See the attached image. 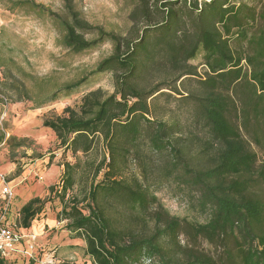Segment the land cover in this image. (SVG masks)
<instances>
[{"label": "trees", "instance_id": "obj_1", "mask_svg": "<svg viewBox=\"0 0 264 264\" xmlns=\"http://www.w3.org/2000/svg\"><path fill=\"white\" fill-rule=\"evenodd\" d=\"M61 1L62 14L33 0L10 4L50 17L73 54L110 43L112 53L91 74H113L114 91H90L77 110L66 107L42 123L63 158L73 159L63 161L59 183L49 187L61 205L58 222L84 242L92 264H264V197L254 190L264 184V162L255 153L264 152V3L128 0L130 27L120 35L89 24L73 0ZM200 55L202 75L191 64ZM192 80L199 91L189 89ZM170 93L190 106L182 119L157 113L158 100ZM171 181L194 192L204 223L173 217L159 203L155 189ZM44 204L32 198L19 209L21 232ZM117 209L127 212L124 228L111 215ZM183 230L192 242L218 245L222 260L192 248L175 257Z\"/></svg>", "mask_w": 264, "mask_h": 264}, {"label": "rangeland", "instance_id": "obj_2", "mask_svg": "<svg viewBox=\"0 0 264 264\" xmlns=\"http://www.w3.org/2000/svg\"><path fill=\"white\" fill-rule=\"evenodd\" d=\"M11 1L0 0V60L4 63L3 69L0 68V133L4 134L0 143V175H6L12 191V199L4 201L0 186V221L6 225H18L19 209L32 198H39L45 204L41 214L31 223L34 232H31V227L21 232L29 239L33 237L30 242L33 248L29 249L27 243L17 246L13 253L18 255L12 253L7 264H92L85 253L84 242L67 230L65 221L57 220L61 205L54 194H50L49 187L59 183L63 161L73 163V159L70 154L63 158L54 134L42 123L60 115L66 107L77 110L83 96L90 91L99 89L105 95L113 93V74H91L98 63L112 53V45L103 43L73 54L63 48L61 30L50 17L29 9L13 8ZM33 1L53 13H63L61 0ZM261 1L264 3V0ZM73 2L83 19L92 26L120 35L127 34L130 27L128 14L132 8L130 1ZM93 37L94 34L85 35L87 39ZM191 64L202 75L205 70L202 56ZM81 79L86 81L77 89L62 91L54 102L44 101L54 91ZM163 79L164 75H161L147 83L153 85ZM18 83H22L28 91L27 97L19 94L21 86ZM188 86L190 90L199 91L196 80ZM183 103L170 93L158 100L157 113L166 119L165 111H169L182 119L190 108ZM190 124L184 122L186 127ZM193 132L199 131L196 129ZM255 153L259 162H264V152L255 149ZM80 186L77 183L73 193L78 194ZM155 190L159 203L169 215L193 224L206 221L207 215L198 208L194 192L180 188L173 181ZM254 190L264 197L263 183L254 186ZM7 204L8 211L3 220V209ZM111 215L120 220V228L128 225L127 212L117 209ZM48 220L52 223L47 225L44 222ZM182 233L179 237L182 248L174 253L175 257L181 256L183 248H192L215 260H222L223 251L218 245L212 246L202 240L192 242L184 230Z\"/></svg>", "mask_w": 264, "mask_h": 264}, {"label": "built area", "instance_id": "obj_3", "mask_svg": "<svg viewBox=\"0 0 264 264\" xmlns=\"http://www.w3.org/2000/svg\"><path fill=\"white\" fill-rule=\"evenodd\" d=\"M0 182H1V191L2 195L4 196L5 200L8 202L12 199V191L9 187V183L7 181L6 175H0ZM8 204L6 205L4 212L2 214V219L4 220ZM33 237L29 239L28 236H25L21 233L20 228L17 224L6 225L3 221H0V259H7L9 258L14 249L17 246L23 245L27 243L29 249H32V245L30 244L33 241ZM15 253H13L14 255Z\"/></svg>", "mask_w": 264, "mask_h": 264}, {"label": "crops", "instance_id": "obj_4", "mask_svg": "<svg viewBox=\"0 0 264 264\" xmlns=\"http://www.w3.org/2000/svg\"><path fill=\"white\" fill-rule=\"evenodd\" d=\"M35 222L37 223V221H35ZM44 223L48 225V224H51L52 222H51V220H48V221H46V222H44ZM33 228H34V226H31V232H34ZM37 229H38V231H40L41 228L38 227ZM37 229H36V230H37ZM15 255H18V254H14V256H15ZM8 259H10V258H8Z\"/></svg>", "mask_w": 264, "mask_h": 264}]
</instances>
